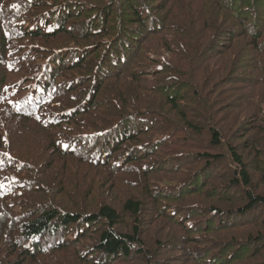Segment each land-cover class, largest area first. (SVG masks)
Returning <instances> with one entry per match:
<instances>
[{
  "label": "trees",
  "instance_id": "trees-1",
  "mask_svg": "<svg viewBox=\"0 0 264 264\" xmlns=\"http://www.w3.org/2000/svg\"><path fill=\"white\" fill-rule=\"evenodd\" d=\"M0 264H264V0H0Z\"/></svg>",
  "mask_w": 264,
  "mask_h": 264
},
{
  "label": "rangeland",
  "instance_id": "rangeland-1",
  "mask_svg": "<svg viewBox=\"0 0 264 264\" xmlns=\"http://www.w3.org/2000/svg\"><path fill=\"white\" fill-rule=\"evenodd\" d=\"M166 56L169 57V58L171 57V55H169L168 53H166ZM9 78H10V79H9L8 83H9V82H11V83H12V82H15V81H17V80L19 79L17 76H14V75L11 76V77L9 76ZM175 176H176V175H175ZM179 177L182 178L181 175L176 176L177 180L180 179ZM211 177H213V176H211Z\"/></svg>",
  "mask_w": 264,
  "mask_h": 264
}]
</instances>
